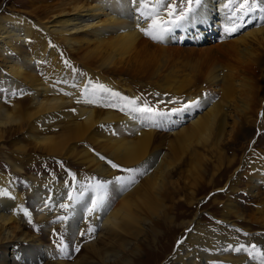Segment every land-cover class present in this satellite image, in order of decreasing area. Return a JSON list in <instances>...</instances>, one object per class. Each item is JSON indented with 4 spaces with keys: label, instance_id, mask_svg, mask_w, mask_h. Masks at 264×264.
Instances as JSON below:
<instances>
[{
    "label": "bare ground",
    "instance_id": "obj_1",
    "mask_svg": "<svg viewBox=\"0 0 264 264\" xmlns=\"http://www.w3.org/2000/svg\"><path fill=\"white\" fill-rule=\"evenodd\" d=\"M239 3L203 0L195 23L156 41L158 56L147 73L144 94L125 76L120 83L112 77L125 72L142 41L152 40L141 31L148 21L140 15L138 0H62L56 14L37 22L24 16L0 17V155L11 170L0 171V264H143L141 257L151 246L140 237L155 228L152 217L157 209L162 213L164 200L174 202L184 191H189L185 200L192 204L211 169L214 177L238 163L228 153L236 152L232 148L242 135L251 139L241 163L246 171L240 168L226 183V191L230 198L243 185L247 205L264 218V152L258 149L263 142H255L253 135L264 132V10L257 6L246 15L238 11L239 19H234L231 10ZM160 11L170 19L163 8ZM213 16L222 45L253 67L255 75L215 61L204 66L203 53L173 54L165 46L168 38L186 40L190 26L207 27ZM233 25L238 30L226 31ZM78 66L86 72L83 80L76 75ZM30 67L41 74L26 76ZM17 82L25 88L13 98ZM221 86L220 100L205 90ZM177 98L184 102L183 110L173 106ZM132 101L137 107L144 106L142 101L154 110L160 107L162 115L145 119L131 110ZM231 113L235 119L228 132ZM181 121L190 125L175 130ZM157 124L164 125L169 136L155 132ZM169 137L173 143L167 154L158 144ZM79 146L85 151H78ZM45 157L73 159L88 173L51 178L29 170ZM184 165L191 180L176 190L172 178L184 173L179 171ZM121 167L146 178L140 183L133 170L119 174ZM114 195L121 199L116 206ZM100 198L103 204L90 213ZM228 206H223L224 212ZM185 225L191 231L183 237L186 242L177 248L173 264H262L264 231L243 229L239 236L231 227L201 228L197 219ZM60 231L63 245H48Z\"/></svg>",
    "mask_w": 264,
    "mask_h": 264
},
{
    "label": "rangeland",
    "instance_id": "obj_2",
    "mask_svg": "<svg viewBox=\"0 0 264 264\" xmlns=\"http://www.w3.org/2000/svg\"><path fill=\"white\" fill-rule=\"evenodd\" d=\"M61 1L62 0H0V17L10 18L13 16H17V17L24 16L28 20L34 22H37L38 20L50 19V17H52L54 14L57 13L54 12V10L58 8L59 3ZM66 1L69 2L71 0H66ZM173 1L174 0H171V3H173ZM173 5L176 6L177 11H179L184 7V1L176 0L174 1ZM163 11L165 10L163 9ZM216 21H217L216 17L213 16L210 18L207 27L194 28L190 26L187 31L188 34L185 37L186 40L184 41L175 40L174 42H171V38H168L170 39V41L166 43L165 46L169 48L170 52L173 54H178V53L185 54V51L187 54H191V55L203 53L205 56H207V60L204 61V66L206 65V63L210 61L212 62L215 61L220 64L222 63L223 66L226 68L230 65L232 67H236L239 72L241 71L244 73L255 75V71L253 67L251 66L247 67L246 66L248 65L247 62H245V60H243L235 51L228 49V47H224L222 45L220 36L218 35V32L220 30L219 28H216L215 25ZM197 23L198 20L196 21L195 26L198 25ZM197 32H198V36L195 37L194 35L197 34ZM157 43L158 42L149 39L142 41L141 46L139 47V49H137L136 53L133 55L134 57L132 56V58L130 59L131 60L130 63L125 68L124 70L125 72H120L118 73L117 76H112L113 78L115 77L114 81L120 83L119 81L123 79L125 76L130 86L132 87L134 86L133 87L134 89H136L135 87L138 86V88H140L139 90H141L140 92L144 94L145 91H143V88L147 87L146 83L148 81L147 73H149L151 67L155 65L157 60L158 51L155 48ZM25 49L30 50V46L25 47ZM0 64H3V62H0ZM69 64H71V62L67 61V67L68 66L72 67V69L70 68L72 73V71L74 72L73 68L75 66H73L72 64L71 66ZM185 64L186 62L183 63L184 66ZM183 65H179V67L183 68L184 67ZM79 66L76 67L78 71L76 75L79 79L83 80L85 78L86 72L84 71L83 68ZM204 66L202 71L203 73H204ZM26 72H27L26 76L28 77L38 76L41 74L39 69L34 70L33 67L27 69ZM69 76L73 77L70 74H68V77ZM255 79L257 80L259 78H255ZM16 84L17 87L14 89L13 91L14 93L12 92L13 94H11V97L13 98H19L20 94L23 93L22 92L23 87L25 88V86L20 85L18 82ZM144 84L146 85L144 86ZM154 89H155L154 87L153 88L152 86L150 87L151 91ZM118 90H120V87ZM205 90H207L208 94H210L212 91L214 93L213 94L214 98L217 100H220L224 96V89L222 86L217 87L215 89H210V91L209 89H205ZM143 98L145 99L146 97ZM146 99H148V97ZM142 102L145 103L144 101ZM153 105L154 104L151 103V106ZM173 106H175V108H179L182 110L185 108L184 102H182L178 98L175 99V101L173 102ZM159 108L160 107H157V109L155 110L157 111ZM195 108H196L195 112L198 113L200 111L198 110L199 107L196 106ZM229 115L230 116L228 118V128H227L228 132L231 130L235 119L233 118L234 117L233 113ZM167 124L169 123H166V125ZM189 125L190 122L181 121L179 122V126L175 130H179L184 126L188 127ZM156 126H155V130L157 131L155 132H157L158 134H162V133L167 134L166 127L164 125H163L164 127L162 126V124H157ZM252 132L254 133V130ZM253 135L255 136L256 139L255 142L259 144L261 143V141L263 142L261 143L262 147L258 149L264 152V132L261 133V131H257V133ZM242 136H240L239 143L235 144L233 146L234 148H232L235 149L236 152L234 150H231L228 153L229 158L232 160L233 159L235 160L236 158V160H238V163L236 162L234 167H231V169L226 168L227 171L223 170L222 173L221 172L216 173L214 177L211 175L213 174L212 172L213 169H211L210 175H207L206 177L201 179L200 190L196 194V197L194 201H192V204H190V201L185 200L186 195L187 193H189V191H184V193H179L175 197L174 202L166 198L164 200L166 208L162 213L159 211L160 208L157 209L158 213L152 217L154 224H156L155 226L156 229L154 227L152 231L151 229H147L146 235L140 237L142 243L144 244L149 243L148 246H151L148 252L146 253L144 251L141 257V259L143 260V264H173V260L175 258V253L177 251V248L180 246L181 243L186 242L185 239L183 240V237L187 236V234L190 233L191 231V228H186L185 224H187L190 221L192 222L195 219H197V221L199 222V227L201 228L214 229L215 227H222L224 229L226 228L230 229L231 227V229L233 230L235 229L234 231L239 236L243 234L242 232L243 229L248 230L250 233L264 231V218L262 216L257 215L254 212V207L248 206L249 202L246 199V196H244V192L240 191V189L244 188L243 185H241L240 188L236 192H234L230 198L228 197V192L226 191L227 189L226 183L230 181L232 177L234 178L235 174L237 175L239 173V169L241 168V163L244 158L243 156H245L246 146L251 140L247 136L244 137ZM172 140L173 137H169L168 139L163 140L162 141L163 143L159 142L158 146L162 147L161 150H163L164 153L165 152L167 154L169 153L171 149ZM7 147L10 148V146ZM78 151H85V147L79 146ZM73 161H74L73 159L63 160L56 157L53 158L45 157L44 159H40L37 161L39 162L38 167L33 168L30 166L29 170H31L33 173H36L35 175L41 176L44 174L51 178H53V175L55 176L66 175L68 177L73 178L76 177L78 174L84 176L85 174L88 173L86 168L75 166ZM241 169L240 171L243 173L246 171ZM188 170L189 168L186 167L185 165L181 166L179 171L184 173L181 174L179 172H176V174L172 178L174 185H176L175 186L176 190L181 189L183 187V182H185L186 180L187 181L191 180L190 177L186 178V175L188 174ZM0 171L5 172L7 174H11V170L8 168L7 162L5 161V159H3V157H1V155H0ZM118 171L119 174H124L128 170L127 169L125 170V168L121 167V169L118 168ZM131 173L135 174L134 176H136L138 181L142 179L141 182H143L145 180L144 178H146L145 176L144 177L142 176L140 178L141 175H138L137 174L138 172H135L134 170ZM243 178L244 176L241 177V180H243L242 183H244ZM261 192H263V197H264V185L262 186ZM181 196L183 197L182 201L179 199L181 198ZM120 200L121 199L118 198V195H114L112 197V201L114 202L115 206L119 204ZM228 204H229L228 209L224 212L223 206ZM221 219L227 220L232 224L231 225L225 224L224 222L220 221ZM185 229H187L186 232ZM61 233L62 231L58 232L57 236L55 237L56 239L58 238L57 240L51 241L50 239H48L47 244L52 245L56 242V245H58L57 247L62 246L63 244L61 243V240L62 237L63 239H65V235L64 233L62 234ZM64 241L65 240H63V242ZM80 249L83 250L82 248H79V251ZM6 255L8 258H11L12 254L6 252ZM238 255L240 256L241 254Z\"/></svg>",
    "mask_w": 264,
    "mask_h": 264
},
{
    "label": "snow or ice",
    "instance_id": "obj_3",
    "mask_svg": "<svg viewBox=\"0 0 264 264\" xmlns=\"http://www.w3.org/2000/svg\"><path fill=\"white\" fill-rule=\"evenodd\" d=\"M203 0H186V7L177 11V7L172 5L171 0H157L154 4H149L147 0H138V5L143 11H141V17L148 21L147 28H141V31L149 36L153 41H162L165 36L171 34L174 29L180 28L185 24H190L194 22L198 17V7L202 5ZM195 5V7H194ZM257 6H260L262 10H264V0H241V3L237 5L235 9L231 10V15L234 19H239L237 15L238 11H241L242 14H247L248 12H254L257 10ZM163 8L167 12V16L170 19H164L163 14L160 9ZM238 30V26L233 25L232 28L226 29V31L232 32ZM79 102V101H78ZM88 103H92L93 101H86ZM132 111L140 113L145 119H152L161 113L157 112L153 108L148 107L147 102H145L143 107H137L135 101L131 102ZM113 167H117V165L113 164ZM132 171V170H128ZM69 199H72L69 197ZM103 204V199L100 198L97 201L93 202V206L89 209V212L95 211L98 205ZM63 207L67 208L66 205ZM26 216H29L27 212H25ZM61 220H64L65 217H60ZM29 223H31V217L29 216ZM83 235V233H81ZM63 244V240H61ZM67 245H64L61 248V251H64ZM253 249L256 248V245L251 246ZM240 249H237L239 251ZM79 251V248L76 249ZM262 257V264H264V253L260 254Z\"/></svg>",
    "mask_w": 264,
    "mask_h": 264
}]
</instances>
